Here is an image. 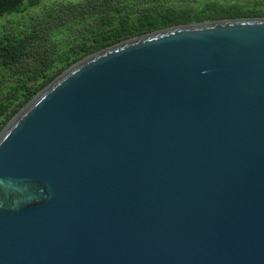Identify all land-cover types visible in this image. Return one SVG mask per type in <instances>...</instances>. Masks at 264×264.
<instances>
[{
    "label": "water",
    "instance_id": "1",
    "mask_svg": "<svg viewBox=\"0 0 264 264\" xmlns=\"http://www.w3.org/2000/svg\"><path fill=\"white\" fill-rule=\"evenodd\" d=\"M0 264H264V18L78 62L0 134Z\"/></svg>",
    "mask_w": 264,
    "mask_h": 264
},
{
    "label": "trees",
    "instance_id": "2",
    "mask_svg": "<svg viewBox=\"0 0 264 264\" xmlns=\"http://www.w3.org/2000/svg\"><path fill=\"white\" fill-rule=\"evenodd\" d=\"M58 1L0 0V19L40 8L24 27L0 30V134L54 80L101 50L177 26L264 18V0H154L157 8L136 14L121 0ZM73 24L93 27L65 43Z\"/></svg>",
    "mask_w": 264,
    "mask_h": 264
},
{
    "label": "rangeland",
    "instance_id": "3",
    "mask_svg": "<svg viewBox=\"0 0 264 264\" xmlns=\"http://www.w3.org/2000/svg\"><path fill=\"white\" fill-rule=\"evenodd\" d=\"M65 1H72L74 3L82 1V0H59L58 2H65ZM124 3H128L130 5V10L132 13L136 14L140 11L146 10L149 7H158L156 3H154V0H121ZM168 0H165L167 3ZM173 0H169V3L171 5ZM227 2H238L242 0H224ZM179 1L175 2L178 3ZM45 3L50 4V1H46ZM177 5V4H176ZM46 8V6L42 7V9ZM40 8L29 10L26 13H21L13 16H6L4 18L0 19V30H7V29H16L17 27H24L26 25L29 15H34L36 12H39ZM118 15L116 12H110V17L115 18ZM116 20V19H115ZM93 27V25H84L80 26L77 24H73L71 27L67 28L63 33L62 36L66 38L64 40L65 43H67L68 40H72L74 38V35L77 37H82L85 35H88L91 31L90 29Z\"/></svg>",
    "mask_w": 264,
    "mask_h": 264
}]
</instances>
